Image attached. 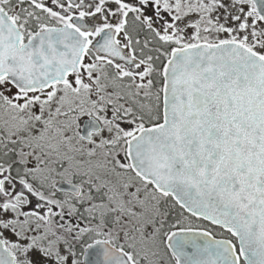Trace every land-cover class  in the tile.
I'll return each instance as SVG.
<instances>
[{
	"label": "snow or ice",
	"instance_id": "obj_1",
	"mask_svg": "<svg viewBox=\"0 0 264 264\" xmlns=\"http://www.w3.org/2000/svg\"><path fill=\"white\" fill-rule=\"evenodd\" d=\"M0 264H264V0H0Z\"/></svg>",
	"mask_w": 264,
	"mask_h": 264
}]
</instances>
